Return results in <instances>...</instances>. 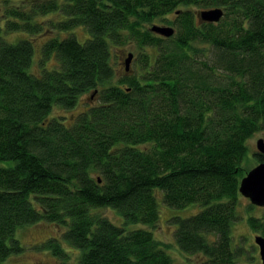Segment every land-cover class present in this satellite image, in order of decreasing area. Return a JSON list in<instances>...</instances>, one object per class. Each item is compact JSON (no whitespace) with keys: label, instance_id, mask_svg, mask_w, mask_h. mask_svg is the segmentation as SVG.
I'll return each mask as SVG.
<instances>
[{"label":"trees","instance_id":"1","mask_svg":"<svg viewBox=\"0 0 264 264\" xmlns=\"http://www.w3.org/2000/svg\"><path fill=\"white\" fill-rule=\"evenodd\" d=\"M214 7L219 21L199 20ZM31 10L65 20L45 29V19L21 22ZM31 10L3 11L20 19L5 31L30 29V37L7 42L0 22V264L23 250L16 229L40 221L65 227L62 237L81 250L76 264H171L169 243L154 236L158 195L173 207L202 206L172 218L180 251L203 255L199 264H237L230 237L241 163L247 140L264 131V0H47ZM157 18L171 36L146 27ZM78 26L84 42L51 36L32 70L41 31ZM131 41L141 51L117 76L113 48ZM51 56L57 64L45 68ZM86 92L98 103L69 125L50 117ZM248 223L264 236V210ZM42 246L68 257L55 237Z\"/></svg>","mask_w":264,"mask_h":264},{"label":"rangeland","instance_id":"2","mask_svg":"<svg viewBox=\"0 0 264 264\" xmlns=\"http://www.w3.org/2000/svg\"><path fill=\"white\" fill-rule=\"evenodd\" d=\"M47 0H0V22L3 27L1 37L10 43H14L21 38L30 37L32 33L27 30L13 31V30H4V25L8 21L20 22L19 18H14L13 15H5L3 11L6 8H15L18 11H25L28 13L31 8H33L36 4L41 3ZM56 2H61L62 0H55ZM196 11V10H195ZM31 16L32 10L29 12ZM5 15V17H4ZM4 17V18H3ZM36 18V19H34ZM33 19L30 20H22L21 22L25 24H34L39 23L38 20H44L43 28L47 26L52 20L53 23L64 21L65 17L60 11H54L52 13L46 15H38L34 16ZM49 18V19H48ZM166 20H174L175 14L174 12H170L166 15ZM162 18H157L153 22L146 25V27H150L152 24L155 25H164L165 21L161 20ZM167 22V21H166ZM53 34L48 30L41 31L34 39V51H35V61L33 62L31 68L33 71H40L39 59L41 54V46L47 41L51 36H56L58 38H64L66 36H75L79 42H84L88 38L87 30L78 26L71 30H54L52 29ZM136 42L131 41L127 42L123 45L117 46L113 48V62L115 61V71L116 75L120 76V74L124 73V59L127 56V53H133L134 57H137V52L141 51L138 48ZM155 50L150 52L154 53ZM116 55V56H115ZM154 58V54L152 55ZM33 60H34V52H33ZM132 61L129 62L130 67L132 66ZM47 66L45 68H51L57 64V60L54 56L48 58L46 62ZM51 66V67H48ZM30 69V71L33 73ZM93 92H86L80 95L78 103L75 107L70 109H65L60 107L59 105H54L50 117H61L63 116V122L69 125L72 122V116L78 112L85 111L90 105H95L98 103V97ZM258 138H264V131H257L253 133V135L247 140V151L245 152V156L242 161V166L244 171L247 172L251 167H253L258 160L254 157L256 152V140ZM3 165H8L7 162H1ZM245 175V174H244ZM249 199L244 196H238L237 203V213L238 217L233 221L231 225V245L233 249H238L237 255V264H262L259 250L257 245L255 244V236L261 234L260 231H255L248 223V218L250 216H259L264 208L259 206L250 207ZM157 205L159 211V222L158 227L154 232V236L157 237L160 241L169 243V247L164 246L165 250L170 255L172 261L171 264H199V262L204 259V256L195 253L189 256V254L180 251L178 248L174 238H173V229L176 227V222L173 221V217H187L193 214H196L199 210H201V205L197 202L189 203L183 207H173L167 205L162 201L161 197L157 196ZM98 212L102 214L108 215V218L115 224H119L122 221L121 215L116 212L115 209L109 207L98 208ZM111 216V217H109ZM115 218V219H113ZM168 219V220H167ZM65 230L63 226H57L50 222L40 221L35 224H27L20 226L15 231V237L20 241L23 246V250L19 253H15L11 255L8 259L5 260L4 264H76L78 261L81 250L71 245L67 240L62 237V232ZM61 242V246L63 250L67 253L68 257L60 258L55 256L50 248H46L42 246V243L45 240H49L54 238Z\"/></svg>","mask_w":264,"mask_h":264},{"label":"water","instance_id":"3","mask_svg":"<svg viewBox=\"0 0 264 264\" xmlns=\"http://www.w3.org/2000/svg\"><path fill=\"white\" fill-rule=\"evenodd\" d=\"M223 15L220 7L205 8L197 12L200 21L217 22ZM172 26H162L152 24L150 31L156 32L165 37L173 34ZM132 53H127L124 59L125 69L128 70L129 62H131ZM256 151L264 155V138H258L256 141ZM245 175L240 179L238 191L240 195L249 199L251 205L264 206V161L257 162L251 167ZM255 243L259 250V256L262 264H264V236H255Z\"/></svg>","mask_w":264,"mask_h":264}]
</instances>
